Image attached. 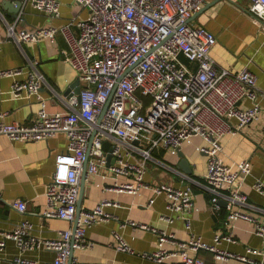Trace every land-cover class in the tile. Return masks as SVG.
Returning a JSON list of instances; mask_svg holds the SVG:
<instances>
[{"label":"built area","instance_id":"1","mask_svg":"<svg viewBox=\"0 0 264 264\" xmlns=\"http://www.w3.org/2000/svg\"><path fill=\"white\" fill-rule=\"evenodd\" d=\"M87 10L86 15L61 25L20 29L19 38L36 40L62 33L68 47L63 49L64 60L77 72L82 84L79 92L71 90L65 97L69 110L48 112L41 100L38 117L30 124L6 120L0 112V134L14 140H39L55 133H64L67 151L56 158L55 170L47 183L46 218L67 220L71 226L54 238H39L30 233L28 220H22L13 229L0 232V249L8 238L14 239L21 249L45 247L55 250L51 261L39 262L22 255L11 259L12 264H67L71 249L88 245L85 233L88 225L108 219L105 209L114 203L104 197L91 208H80V176L86 160V173L102 172L108 177L103 188L118 192L137 193L150 188L164 193L167 209L173 212L189 210L194 204L191 184L152 183L145 179V160L152 150L164 148L170 155L193 142L194 149L207 155L204 174L208 187L214 193L215 204L220 199V188L231 187V202H245L247 194L239 187L251 172L248 160L233 167L224 162L220 138L235 134L261 113L259 97L264 95L257 83V75L247 66L238 69L216 62L211 51L216 35L207 27L194 23L191 18L207 0H75ZM35 7L51 16L60 14L59 0H31ZM249 10L259 19L264 31V0H250ZM78 27V33L71 25ZM15 24H8L9 34L15 36ZM2 38L0 35V45ZM192 64V65H191ZM23 67L1 69L0 75H15ZM41 75L30 71L25 79H15L10 93L14 97L38 95ZM249 101L247 104L246 101ZM111 148L108 163L104 142ZM131 177L119 181L118 176ZM239 179V185L235 182ZM254 187L264 193V184ZM152 199H149V202ZM13 207L24 212L26 201L14 199ZM161 218L172 222L166 214ZM242 218L251 221L254 231L264 241V222L247 211L230 207L229 220ZM129 224L143 230L157 229L145 223L129 220ZM173 233L162 231L158 249L146 252L147 257L161 261L172 255L174 264H206L189 249L216 250L220 259L246 258L239 253L219 249L200 237L176 241L178 248L164 247ZM120 249L130 250L126 241L115 233ZM232 240L231 234L217 233ZM249 251L256 252L257 249ZM259 253L264 254V244ZM253 264H264V259ZM79 264V263H75ZM99 264V263H88Z\"/></svg>","mask_w":264,"mask_h":264},{"label":"crops","instance_id":"2","mask_svg":"<svg viewBox=\"0 0 264 264\" xmlns=\"http://www.w3.org/2000/svg\"><path fill=\"white\" fill-rule=\"evenodd\" d=\"M59 1L60 14L51 16L44 9L35 7L31 0H23L16 14L15 0H0V70L23 67L20 74L0 75V112L5 113L4 117L8 121L32 123L38 117L41 100L48 112L69 110L65 97L82 84L76 70L64 60L62 50L68 45L62 33H57L53 39L40 37L26 40L18 36L20 29L61 25L87 13L75 0ZM249 3L250 0H207L191 21L207 27L216 35L211 54L218 64L233 69L249 67L257 75L260 91L264 92V31L259 19L249 10ZM12 23L15 24V36L8 32V24ZM71 27L74 33H78L75 24ZM30 71H37L41 75L38 95L12 96V82L25 79ZM259 101L261 113L257 119L237 133L220 138L225 163L235 167L237 162L248 160L251 166L250 174L242 179L240 185L239 179L235 182V186L239 185L247 194L245 202L232 203L228 197L232 189L227 186L219 189L220 199L215 204L212 199L214 193L204 177L207 155L194 149V142L199 141L197 137L182 150L189 161L191 174L179 166V155L173 156L164 148H155L152 157L145 160V179L152 183L191 184L194 191L193 206L184 212H173L167 209L164 193L156 194L150 188H142L137 193L105 190L103 186L109 178L103 177L102 172L107 175L109 172L86 173L80 208H91L104 197L114 203L105 207L110 213L108 219L87 226L85 236L88 245L71 249L70 264H174L176 255L161 261L145 255L158 249L162 231L174 235L171 241L164 243V247L169 250L178 248L176 241L194 236L219 249L251 258L220 259L213 249H189L191 254L203 258L206 264H253L250 260L256 262L264 259V254L257 251L262 249L264 241L254 231L253 223L242 218L233 221L228 219L230 207L233 206L264 222V193L254 187L256 182L264 184V95L259 97ZM66 151L64 133L28 141L14 140L0 134V232L13 229L22 220H28L32 225V235L54 238L71 226L67 220L46 218L42 214L46 187L55 170L56 158ZM118 179L130 181L131 177L120 175ZM17 198L26 201L27 209L24 212L13 207L11 202ZM149 199L152 201L149 202ZM163 214L172 216V222L162 219ZM129 220L148 224L157 230L133 227ZM115 233L121 235L130 250L117 246ZM217 233L231 234L233 239L221 238L215 242ZM248 248L257 250L252 252ZM55 254V250L45 247L21 249L14 239L8 238L3 249H0V264H12L11 259L17 255L39 262L51 261Z\"/></svg>","mask_w":264,"mask_h":264},{"label":"water","instance_id":"3","mask_svg":"<svg viewBox=\"0 0 264 264\" xmlns=\"http://www.w3.org/2000/svg\"><path fill=\"white\" fill-rule=\"evenodd\" d=\"M8 1V0H7ZM11 1V0H10ZM22 3H23V0H15V9H14V12L15 14L19 11V9L22 7ZM79 89L80 87H78V89H75V92H79ZM104 148L107 149L109 152L107 153V161L108 163L110 161H112L111 159V148L109 146V142L108 141H105L104 142ZM178 155L180 156V160H179V166L188 174H191L192 170H191V167H190V164H189V161L188 159L185 157L184 153L182 151H179L178 152ZM85 174H86V160H85V163H84V169L81 173V176H80V190H79V199L77 201V212L80 210V196L82 194V191H83V184H84V181H85ZM71 263V254H70V258L68 260V263L67 264H70Z\"/></svg>","mask_w":264,"mask_h":264}]
</instances>
